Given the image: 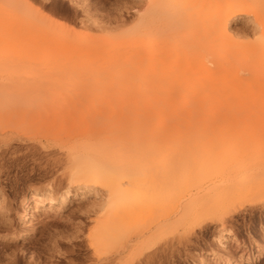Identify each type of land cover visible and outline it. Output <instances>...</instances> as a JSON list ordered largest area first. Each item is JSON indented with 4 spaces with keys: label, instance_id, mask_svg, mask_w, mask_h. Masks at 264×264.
<instances>
[{
    "label": "bare ground",
    "instance_id": "bare-ground-1",
    "mask_svg": "<svg viewBox=\"0 0 264 264\" xmlns=\"http://www.w3.org/2000/svg\"><path fill=\"white\" fill-rule=\"evenodd\" d=\"M242 1L148 0L139 25L115 46L116 52L110 59L115 63L122 59L130 66L125 72L130 74L131 88L115 97H124L123 104L106 100L94 108L81 109L84 94L64 96L58 90L37 103L27 90L0 93V114L8 121L54 104L61 107L56 114L82 112L91 117L80 134H75L81 140L68 146L67 155L72 185L80 191L85 189L86 196L97 188L106 191L105 202L87 233L90 245L98 253L99 264H148L162 246L175 244L165 235L179 220H184V227L189 230L207 221L224 225L238 212L243 195L262 193L260 201L264 203V156L249 166L241 165L240 149L229 150V162L222 165L210 161L214 156L210 149H195L179 156L175 163L161 158L164 139L179 131L178 127L218 123L241 127V111L245 117L264 113V99L246 86L241 76L245 57L242 41L229 29L231 19L245 10ZM0 7L6 8L1 3ZM8 14H13V10L1 11L0 17ZM256 20L264 27L263 13L257 14ZM28 25L42 32L33 41L54 43L56 48L68 43L84 50L101 43L89 26L80 33L60 35L55 27H64L63 23L49 16L41 21L30 18ZM19 32L11 30V41H21ZM263 51L264 45L255 48L256 55ZM63 123L64 120H49L44 127L46 134H53ZM187 163L194 167L185 179L209 177L208 183L190 194L180 217L172 222L170 201L178 188V169ZM71 193L67 188L54 198L52 188L33 191L25 207L39 211L43 207L62 208ZM3 213L5 220L9 215ZM34 215L29 210L23 221ZM137 218L148 221L140 224L134 221ZM81 228L76 225L77 231ZM141 238L147 244L138 251L127 252L130 242ZM1 239L7 238L0 235ZM232 239L235 248L228 247L227 241ZM240 245L239 240L225 232L208 254L216 263L238 264L242 256H237L236 251ZM106 249L112 252L104 254Z\"/></svg>",
    "mask_w": 264,
    "mask_h": 264
},
{
    "label": "rangeland",
    "instance_id": "rangeland-1",
    "mask_svg": "<svg viewBox=\"0 0 264 264\" xmlns=\"http://www.w3.org/2000/svg\"><path fill=\"white\" fill-rule=\"evenodd\" d=\"M1 1L6 8L0 7V12L11 9L13 14L0 17V93L9 95L27 90L37 103L58 90L64 96L84 94L81 109L94 108L106 100L125 102L124 97H115L131 88L130 74L125 72L130 66L122 59L117 63L110 59L116 52L115 46L139 25L148 0ZM242 4L244 12L231 19L229 29L234 37L241 39L245 49L242 79L264 99V51L260 55L255 52L258 45H264V27L256 20L257 14H264V0H243ZM46 16L63 23L64 27H55L60 35L80 33L89 26L91 32L101 38V43L93 49L81 50L68 43L56 48L54 43L35 42L33 38H38L42 32L30 27L28 20L41 21ZM12 29H19L21 41H11ZM60 108V104L49 105L13 121L0 114V132H4L0 134L4 138L0 139L3 207L0 235L7 238L0 240V264H99L98 253L90 245L87 233L99 214L100 205L105 202L106 191L97 188L86 196L85 189L80 191L72 185L67 155L68 146L81 140L75 134H80L79 130L91 117L82 112L56 114ZM257 113L245 117V112L241 111V127L224 123L178 127L179 131L164 139L161 158L175 163L179 156L195 149H210L214 155L210 161L222 165L229 162V150L240 149L241 165H252L259 156H264V113ZM49 120H64V123L53 134H46L44 127ZM190 164L178 169V188L170 201L172 222L180 217V210L190 200V194L208 183L209 177L185 179L194 167ZM47 188H52L54 198L69 188L71 198L62 208L43 207L39 211L25 207L31 192ZM77 192L81 194L76 195ZM261 199L262 193L243 195L238 212L224 225L207 221L189 230L184 227L186 222L179 220L165 235L175 244L162 246L148 264H219L208 252L218 246L225 232L241 243L236 251L237 256H242L238 264H264V203ZM29 210L35 215L23 221ZM3 212L9 215L5 220ZM134 221L141 224L148 219ZM78 224L82 227L80 231L76 230ZM146 242L144 238L131 241L127 252L138 251ZM227 243L229 248H235L234 239ZM111 252L106 249L104 254ZM248 258L253 260L248 261Z\"/></svg>",
    "mask_w": 264,
    "mask_h": 264
}]
</instances>
